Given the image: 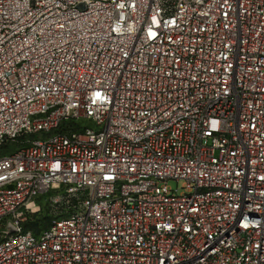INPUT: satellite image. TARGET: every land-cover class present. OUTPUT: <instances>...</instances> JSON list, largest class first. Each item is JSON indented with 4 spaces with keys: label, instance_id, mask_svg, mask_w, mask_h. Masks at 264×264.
Wrapping results in <instances>:
<instances>
[{
    "label": "built area",
    "instance_id": "2783aa9c",
    "mask_svg": "<svg viewBox=\"0 0 264 264\" xmlns=\"http://www.w3.org/2000/svg\"><path fill=\"white\" fill-rule=\"evenodd\" d=\"M0 264H264V0H0Z\"/></svg>",
    "mask_w": 264,
    "mask_h": 264
},
{
    "label": "trees",
    "instance_id": "16d2710c",
    "mask_svg": "<svg viewBox=\"0 0 264 264\" xmlns=\"http://www.w3.org/2000/svg\"><path fill=\"white\" fill-rule=\"evenodd\" d=\"M48 203V202H47ZM53 217V208L50 204L47 206L46 215L43 218L34 216L32 220H28L25 224L28 228L32 229L35 232H38L42 227H44L50 219Z\"/></svg>",
    "mask_w": 264,
    "mask_h": 264
},
{
    "label": "rangeland",
    "instance_id": "374dc122",
    "mask_svg": "<svg viewBox=\"0 0 264 264\" xmlns=\"http://www.w3.org/2000/svg\"><path fill=\"white\" fill-rule=\"evenodd\" d=\"M48 202V199H44V200H41L39 202V205H40V210L37 212V214H35L36 216H38L39 218H43L44 215H46V212H47V206L49 204Z\"/></svg>",
    "mask_w": 264,
    "mask_h": 264
}]
</instances>
